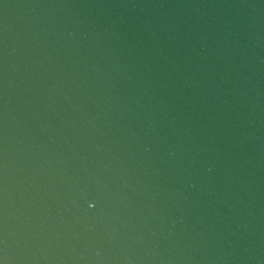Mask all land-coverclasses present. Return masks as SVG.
<instances>
[{"label": "water", "instance_id": "1", "mask_svg": "<svg viewBox=\"0 0 264 264\" xmlns=\"http://www.w3.org/2000/svg\"><path fill=\"white\" fill-rule=\"evenodd\" d=\"M0 264H242L12 0H0Z\"/></svg>", "mask_w": 264, "mask_h": 264}]
</instances>
